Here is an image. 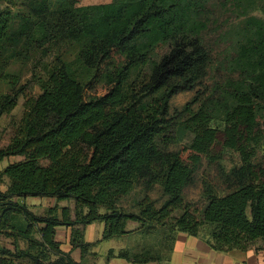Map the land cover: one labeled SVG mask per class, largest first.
Returning a JSON list of instances; mask_svg holds the SVG:
<instances>
[{
	"label": "trees",
	"instance_id": "trees-1",
	"mask_svg": "<svg viewBox=\"0 0 264 264\" xmlns=\"http://www.w3.org/2000/svg\"><path fill=\"white\" fill-rule=\"evenodd\" d=\"M68 1L51 10L43 0L33 12L40 40L76 43L87 66L114 60L115 71L90 100L64 63L52 68L38 95L20 90L24 115L11 142L0 147V161L13 155L24 159L0 171V185L4 177L10 179L7 190L0 189V233L17 228L12 221L22 216L27 224L19 232L27 246H0V264H82L61 249L56 229L71 228L72 249L84 257L92 246L84 241V228L95 221L105 225L103 239L132 233L126 230L129 221L140 222L138 229L148 224L150 231L171 221L170 229L192 235L208 225L206 240L217 251L247 249L259 239L264 249V17L253 14L264 13V0H229L243 17L226 32L233 38L230 66L236 78L216 82L203 98L185 105L184 125L193 137L177 150L161 146L176 137L167 118L169 103L179 92L195 89L211 69L205 13L213 0H115L90 6ZM11 21L9 12L0 14V41L10 34ZM162 46L169 50L153 62L145 88L162 91L161 101L149 111L135 110L125 90L129 77ZM17 95L11 89L0 97V118L17 105ZM217 146L236 152L240 162L222 170L225 191L207 189L206 205L193 209L184 202V191L196 166ZM137 185L160 186L161 206L146 196L139 212L122 211L118 203ZM28 196L74 199L75 218L69 206L38 215L18 201ZM175 211L179 215L173 217ZM109 257L134 263L155 258L114 249Z\"/></svg>",
	"mask_w": 264,
	"mask_h": 264
},
{
	"label": "rangeland",
	"instance_id": "rangeland-1",
	"mask_svg": "<svg viewBox=\"0 0 264 264\" xmlns=\"http://www.w3.org/2000/svg\"><path fill=\"white\" fill-rule=\"evenodd\" d=\"M112 1L115 0H80L76 4L78 6H90ZM42 2L43 0H0V14L5 15L6 12H9L12 16L10 34L0 41V97L11 89L18 94L16 96L17 105L0 118V147L11 142L17 128L21 125L25 97L23 93H20V90L38 95L41 91V84L48 78L55 65L60 63L66 65L71 77L83 85L86 100L99 95L108 76L115 71L116 63L114 60H105L95 68L87 66L80 57V46L76 43L41 41L40 34L36 31L35 24L31 19H35L33 12L39 9L38 6ZM48 2L51 10H57L65 4H69L68 0H48ZM210 3L205 14L209 18L207 38L210 40L211 69L208 70L204 81L195 89L181 91L171 99L167 118L172 122L170 131L175 133L176 137L162 141L161 146L166 150H177L192 140L191 131L184 125L185 105L190 103L195 96L203 98L207 89L213 87L216 82L223 85L227 79L236 78V73L234 74L230 66L234 58V52L231 48L233 38L232 36L228 37L226 32L235 29L243 17H238V12L230 5L229 0H213ZM253 14L264 17V13L260 10H254ZM168 50V46L157 48L150 55V60L146 64L133 69L125 90H127L129 101L135 110L149 111L152 106L155 107L156 101H161L162 91L150 92L145 91V88L150 81L153 62L160 60ZM226 53H229L228 57L225 56ZM197 90L202 92L197 94ZM191 105L194 108L198 107V103H191ZM214 124L219 125L220 121L218 120ZM259 157H261L260 153ZM11 162L10 157H5L0 161V170H4ZM239 162L240 157L236 152H221L220 146H217L216 152L212 156L203 157L200 164L196 166L194 181L184 191V202L191 204L193 209L204 207L208 202L205 196L207 189H214L219 194L223 193L225 187L222 182V170L224 168L229 170ZM7 182L8 179L5 178L2 185L6 186ZM146 196L154 201L158 207L164 201L160 186L143 188V185H137L130 194L121 199L117 206L122 211L137 213L140 210L139 203ZM18 201L28 204L38 215L47 214L49 209L47 207L48 198L28 196L19 198ZM60 202V205L71 208V216L75 218V200L66 199L60 200ZM101 211L104 212L106 209L103 208ZM177 215H179V211L173 212L172 216L176 217ZM170 223L171 221L166 225L158 224L157 227L164 232L166 229L170 230ZM140 226V222L129 221L127 230H133ZM81 228L82 226H80ZM57 229L60 230L58 239L64 240L69 234L68 228L59 226ZM207 229L208 225L202 226L201 233H206ZM103 232L104 224L99 223V221L92 222L84 228V241L92 242L97 252L96 264H128L129 261L122 258L109 259V250L114 248L118 251L129 248L132 244L134 247L147 241L153 243L155 236L159 239L162 236L161 232L153 233L150 231L148 224L143 227V231L138 235L128 232V234L103 239ZM34 236L40 238L37 230L34 232ZM0 238L5 240L8 236L2 234ZM72 239L71 235L67 241L64 240L65 245H72ZM79 256L80 251H76L74 257L78 259ZM90 259L91 261L94 260L93 257Z\"/></svg>",
	"mask_w": 264,
	"mask_h": 264
},
{
	"label": "crops",
	"instance_id": "crops-1",
	"mask_svg": "<svg viewBox=\"0 0 264 264\" xmlns=\"http://www.w3.org/2000/svg\"><path fill=\"white\" fill-rule=\"evenodd\" d=\"M9 157L12 161L11 163L19 162L24 159V158L22 159L23 156H19V155H13ZM5 178L8 179V182L6 186H3L2 184L4 183ZM3 180L4 181L0 185V189L2 191H6L8 185L10 184V179L8 177H4ZM44 198H48L49 200L47 202L48 208L56 207V206L63 207L62 205H60L61 202L58 201V199L55 197H44ZM30 210L32 209L30 208ZM12 223L17 228L10 227L8 229L2 230V232L0 233V237L2 234H7L8 238H6L5 240L0 238V246L14 249L15 246L17 245L20 248H25L27 246V243L22 238L21 232H19V228L24 227V225L27 224L26 220L22 216L17 215L15 219L12 221ZM65 228L68 227L65 226ZM138 228L133 229L134 231L132 233L138 235L143 231V229H138ZM126 230H127V225H126ZM59 231L58 229H56V233H57L56 240L61 243L60 246L62 250L66 252H71V256L76 261L81 262L82 264H96V259L98 258L97 257L98 255L94 249V245H92L90 247L89 252L85 254L84 257H82V253L79 248L72 249V245L70 246L65 245L66 242H64V240L67 241L69 237L71 238V228H68L69 234L64 240L58 239ZM157 232H161L162 234L161 233L160 234L162 236L160 239L159 237L155 236L153 243H151V241H147L145 243L138 244L137 246L134 247L132 244L129 248L127 247L118 250V251L128 250L131 251L132 254L141 253V252L147 253L155 258H152L149 262H143V263H134L126 258H122V259L129 261L128 264H264V249L262 248L263 242L260 239L256 240L254 245H252L247 249L234 248L230 251L223 252V251L215 250L207 242L205 234L203 233H200L199 235H192L184 231H178L172 229L170 230L166 229L164 233L159 228H157V231L156 230L153 231V233H157ZM87 243L92 244V242H87ZM114 250L117 251L116 249ZM76 251H80V256L78 259L74 257ZM92 257L94 258V260L91 261L90 258ZM108 258L114 259L121 257H108Z\"/></svg>",
	"mask_w": 264,
	"mask_h": 264
}]
</instances>
